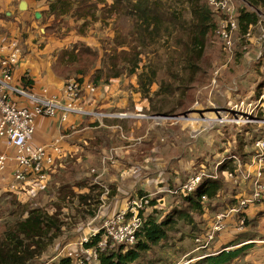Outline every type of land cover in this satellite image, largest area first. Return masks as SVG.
<instances>
[{
	"label": "rangeland",
	"instance_id": "374dc122",
	"mask_svg": "<svg viewBox=\"0 0 264 264\" xmlns=\"http://www.w3.org/2000/svg\"><path fill=\"white\" fill-rule=\"evenodd\" d=\"M48 1L50 0H42L37 11L39 12L40 8H45V5H48ZM70 1L72 3L79 2V0ZM87 1L91 3L96 0ZM133 1L131 0V2ZM164 1H166V6L171 5V7L178 8L179 14L176 16L178 22L172 27L173 34L171 36H164L160 39L156 37L154 42L149 39L150 46L144 48L140 63L141 67L143 65H151L152 68L157 70L156 82L151 86L149 96L152 97L154 105H163L161 106L162 111L157 113L150 112L149 102L139 92L135 75H127V72L124 71L119 76L115 86L117 90L124 93L122 105L119 104L116 106L119 108L109 111L110 114H118L120 113L119 111H125L127 112L126 116H138L137 118L143 122L140 125V130L134 127L135 131L130 132L129 127L124 128V124H121L120 132H114L112 144L116 145L117 149L112 153V156H114L113 164L109 163L113 159L108 153V149L104 151L105 154L103 152L96 153L99 161L100 156L104 158L108 156L110 159H105V165H103L105 175L110 178V181L105 182L103 175L99 176L101 177L99 178V183L96 180L98 184L87 183L86 186L89 185L90 196L88 203H79L77 197L70 195H67L68 197L65 200H61L57 193L58 187L53 183L39 190V193L37 191L33 194L32 190H29L33 197H29V194H26V190L23 188L18 191L17 195L4 193L0 196V237L15 219H21L25 216V214L22 215L25 212L24 208H31L34 203H41L47 211H50L48 203H51V206L54 203H58V205L60 204L63 207L59 216L63 222L59 237L46 248L40 257L33 259L27 264H57L62 258L71 259L72 264H96L94 258H92V250L85 249L84 244L80 243L83 238H89L93 231L98 230L103 220L112 217L119 211L127 210L133 201H138L142 197L139 192H150L153 193V196L162 195L163 200H160L156 207L157 210L162 209L163 213L169 212L170 209L187 211L186 205L179 196L164 192L165 189L160 192V188H157L158 184H165L167 179L183 181L192 171L202 169L206 173L211 172L212 169L214 171L217 163L226 158L225 154L222 155V150L227 149V146L223 145V141H227L228 137L224 130L226 128L220 127L225 124H222V121L219 122L217 116H223L222 111L227 110L232 105L230 103L227 104L225 100L226 89L231 88L230 85L233 87L232 82L236 85L239 83L241 87L244 86L243 88L248 90L245 94L254 90L257 81L253 76L254 72L250 71L248 73L246 66L240 63L238 57H240L239 52L245 46L244 44H250L254 48L264 40L261 33V29H264V5L253 8L244 0L243 3L246 6L241 3L242 6L250 11L257 12L260 21L249 32L248 38L251 41L242 37L239 33L238 37H235L234 54L231 60H227V57L222 52L221 44L216 35L213 33L208 34L203 56L198 62L200 70L195 74L194 82L188 88L182 90L183 88H179L182 85L180 78L185 77V74L181 69L184 52L189 45L192 34L191 17L186 5L174 4L173 0L171 2L170 0ZM105 2L107 5L112 3L111 0H105ZM100 7H103V5H98V8ZM70 13L54 17L44 12V15L41 14L39 20L34 18L33 13L25 23L26 28L22 35L28 40L27 43H31L30 47L36 49V52L41 55L39 58L45 60L43 67H39L38 73L40 77H44V67L47 65L51 66L54 75L63 81L77 79L82 75L79 74L80 72L75 73V71L86 70L83 82L88 83H91L90 79L92 80L96 69H103L102 78L111 73V71L123 69L125 64L122 62L123 55L120 53L126 51L128 46H123L122 43L126 42V45L133 43L137 31L135 21L125 14L123 10L112 15H108L106 11L98 12L95 10L94 18L88 16L85 20L78 18V14L72 16ZM260 33L262 35L258 39ZM29 35H31L30 38H28ZM74 46L82 51L79 61L77 63L66 61L61 65L58 62V56L62 50L71 51ZM236 53L238 56H236ZM25 55H27L26 52L24 53L22 50V56L24 57ZM30 58L34 59L35 63L40 64L35 55ZM233 62L235 63L232 64ZM231 64L233 68L229 67ZM113 65H115V68H113ZM54 69H56L57 74ZM261 70L264 73V67ZM176 73L178 79L174 80L171 75H176ZM241 78H244L245 84H240ZM161 81L171 84L173 87H178L180 90L172 94L166 93L158 97L154 96L153 93L157 91L158 84ZM183 91L185 92L184 97L181 96ZM133 94L137 95L133 96ZM124 101H126V105ZM235 103H239V101L235 100L233 104ZM169 110L172 113L167 115L165 112H169ZM253 114L256 115L257 119H264V108L256 106ZM173 116L176 119L170 118ZM178 117L181 118L177 119ZM207 119H216V122L209 124ZM250 124L246 125L249 126L250 130L253 129L251 127H254V129L257 127L254 123ZM143 128L148 132L146 138H153V141L157 143L154 145L152 154L142 150L146 143L139 137L141 135L139 131H142ZM246 128L248 127L237 126L241 134ZM109 131L111 132V129ZM132 133L134 134L130 135ZM158 140L159 142H157ZM252 142L247 144L246 149L249 151L252 150ZM115 159L118 160L116 161ZM127 161H133L134 164L129 165ZM84 162L88 163L90 169L92 166L97 165V163H92L88 156L84 158ZM98 170L101 173L102 167H99ZM68 172L67 177L75 178L79 169L75 168ZM96 175V173H91L90 177L94 178ZM118 175L123 176V180L125 179L126 182L115 183L113 177ZM219 177L221 179L224 178L223 175H219ZM65 181H60V184L62 185ZM241 181L243 182L233 187L224 179L223 182L228 188L224 193L206 204L203 215L188 211L191 221H180L175 230L168 232L167 238L160 245L152 247L148 253L143 254L133 264L195 263L207 255L221 251L223 246L240 233H248L251 238L262 241L263 234L259 232L264 229V212H259L262 211V208L261 206L256 208V206L264 203H257L248 210V215L243 216L245 220L247 219L248 224L245 225L244 221L242 229L239 228L241 225L237 217H233L232 220L234 222L232 225L238 224L237 231L232 228L226 234L225 232L222 233L224 236L223 238L221 237V242L216 243L217 240H215L207 248L202 249L198 248V245L202 243L198 244L195 241L196 238L204 235L215 214L232 207L234 204L231 202L232 199L237 196L248 195L252 188V183L248 180ZM23 186L25 187V185ZM28 187L26 186V188ZM116 187H120L115 193L119 197H116L113 192ZM70 191H67V194ZM104 191L107 194H104ZM45 195H54V197L50 200L51 202H48L44 199ZM18 196L21 201L26 200L27 204L20 203ZM112 197L114 198L112 199ZM30 203L32 204L30 205ZM101 205H104V208H101ZM151 211L152 209L147 207L146 213ZM91 212H94V214L91 215ZM252 242H254V248L244 255V258L241 256L231 264H258L257 260L264 256L262 248L264 243H258V240H252ZM241 245L237 244L224 250H233Z\"/></svg>",
	"mask_w": 264,
	"mask_h": 264
},
{
	"label": "trees",
	"instance_id": "16d2710c",
	"mask_svg": "<svg viewBox=\"0 0 264 264\" xmlns=\"http://www.w3.org/2000/svg\"><path fill=\"white\" fill-rule=\"evenodd\" d=\"M35 1L40 2L42 0ZM111 1L112 3L107 5L105 0H96L91 3L87 0H79V2L74 3L70 0H50L48 1V5H45V8L40 10V14L44 15V12H47L48 15L56 17L71 12L70 14L72 16L78 14V18L85 20L88 16L94 18L95 10L98 12L106 11L108 15L119 13L120 10H123L125 14L130 16L137 24L136 37L133 41L134 44L132 42L129 45H126V42L122 43L123 46H128L126 51H122V53H120L123 55L122 62L125 64V67H123V69L114 70V72L111 71V73L105 75L104 78H102L103 69H96L92 76V80L90 79V81L95 86L98 84L108 85L109 80L119 78V76L126 71L127 75H135L139 92L142 97L146 98L149 102L150 112H161V106L163 105H154L152 103V97L149 96L150 88L156 82L157 70L152 68L151 65H143L141 67V56L144 54V48L146 46H150L149 39L154 42L156 37L157 39H160L164 36H171L173 34L172 27H174V24H177L178 22L176 17L179 14L178 8L171 7V5L166 6V1L164 0H134L133 2H131V0ZM244 1L253 8H258L259 6L264 5V0ZM172 2L180 6L186 5L191 17L190 22L192 26V34L190 36L189 45L184 52L183 66L181 69V71L184 72L185 77L180 78L182 85L179 87L184 90L188 88L192 82H194V76L197 71L200 70L198 62L203 56L208 34H215L219 19H224L225 16L211 8L206 3V0H173ZM98 5H103V7L98 8ZM259 21L260 17L257 12L250 11L248 8L242 6V4L238 6V33L242 37L249 33L251 29L256 27ZM244 45L245 46L241 49V52H239L240 57H238V59L240 60V63L244 64V66H246L245 60H249V65L248 67L246 66V70L248 73L250 71L254 72L255 74L253 73V76L255 77V80H257L254 90L249 92L251 95L249 98H246V100H255L264 90V73L261 70V68L264 67V42L262 44V55L258 58L255 56V59L252 60L249 58V53L252 51L253 46L250 44ZM81 53L82 51L77 49L76 46H74L71 51H67L66 49L62 50L61 54L58 56V62L61 65L66 61H69V63H77ZM236 56H238L237 53ZM114 66L115 65H113V68H115ZM229 67L233 68L232 64ZM54 72H56V69H54ZM76 72H80L79 74L82 76L74 79V81L82 83L86 70L75 71V73ZM221 77L223 76L221 75ZM171 78L177 80V73L176 75H171ZM20 84L25 89H31L34 83L28 74L24 73L20 76ZM239 86L241 87V85ZM179 88L173 87L171 84L161 81L158 84L157 91H155L153 95L158 97L161 94H172L175 91L180 90ZM226 91L227 104H233L235 100L240 101L241 98H243L239 88L238 90H234V93L229 90ZM246 92L247 91H244V94ZM184 94L185 92L183 91L181 96L184 97ZM232 96L234 97L233 102L229 99ZM180 106L182 105L180 104ZM165 113L169 115L172 111L169 110V112ZM220 127H225L227 129L224 130L227 133L228 139L227 141H223V145H226L227 149L222 150V153L225 154L226 158H223V162H221V160L216 165L217 179L207 177L203 178L193 191H179L176 193V195L179 196L182 202L186 205L187 211L170 209L169 212L163 213L161 211L162 209L157 210L156 207L157 203L160 200H163L161 197L162 195L158 196V194L153 196V193L150 192H139V195L142 197L150 194L152 195L148 205V208H151L152 211L149 213H146V210L139 212V216L142 218V226L135 233L134 244H121L115 249L98 251L97 259L95 260L96 264H133L138 261L143 254L148 253L152 247L160 245L167 238L168 232L175 230L180 221H191L188 211L197 215H203L205 213L206 204L210 203L226 191L228 187L226 188V185L223 182L226 178L225 173L233 172L236 168V165L233 163L234 161L228 159L227 156L235 155L240 160V163L243 164L246 162L248 154L244 151L245 131L241 134L240 131H238L237 126L233 124L222 125ZM262 135L263 134H260V137H262ZM202 171L204 170L192 171L183 181H173L167 179L165 184L160 183L162 185L158 184L157 188H160V192L165 189L164 192L169 193L168 191H174L184 182L188 181L190 177ZM219 175H223L224 178L221 179ZM84 185V182H81L77 183L75 187L82 188ZM67 191H70L69 194H67ZM58 194L61 200H65L66 197H68L67 195H70L72 197H77L79 203H88L90 201L89 193L75 194L70 186H61L58 189ZM236 201L237 198L231 200L234 204ZM50 204L51 203H48L50 211H47L42 205L24 208L25 212L22 213V215L25 214V216L21 219H15L7 230H5L3 235L0 237V264H27L33 259L40 257L46 248H48L53 241L59 237L63 225L59 216L63 207L60 204L58 205V203H54L52 206ZM91 213V215L94 214V212ZM246 224H248V222L245 220V225ZM99 235L100 232L91 237L89 242L84 244V247L86 249L94 248L99 241ZM250 237L251 236L249 234L240 233L223 246L221 251L207 255L197 260L195 263L190 264H231L235 259L241 257L251 247H253L252 244H245V241L249 240ZM217 238H219V235L216 236L214 241ZM237 244L242 245L233 250H224L225 248L233 247ZM57 264H72V262L69 258H62Z\"/></svg>",
	"mask_w": 264,
	"mask_h": 264
},
{
	"label": "built area",
	"instance_id": "2783aa9c",
	"mask_svg": "<svg viewBox=\"0 0 264 264\" xmlns=\"http://www.w3.org/2000/svg\"><path fill=\"white\" fill-rule=\"evenodd\" d=\"M206 3L225 16L224 19H219L215 35L221 44L222 52L231 60L234 54L235 37H238L240 0H206ZM262 31V38H264V29ZM248 37L249 33L245 34L244 38L249 39ZM263 42L264 40L258 44L256 58L262 55ZM21 59V48L15 42L10 44L8 52L0 48V141H4L5 145L13 150L12 156L0 154V173L7 168L11 157L15 165L12 176L17 183L26 182L33 176L36 180L43 181L54 164V155L58 152V147L54 143L32 145L36 119L58 117L60 122H65L68 115L80 114L76 101L81 95L97 93V87L92 83H77L74 80L63 82L58 91H52L46 87L38 94L31 89H25L20 84V77L16 76V67ZM255 107L254 102L239 101L222 111L223 116H217L218 121H222L221 123L225 125L246 126L254 123L256 126H262L263 135L253 142L247 169L243 168L235 155L227 157L234 161L236 168L233 172H226V177L232 179L234 183L240 180L250 181L251 192L247 197L241 198L234 207L215 214L205 234L196 238L195 241L198 244L202 243L198 245V248H207L217 235L228 230L231 217H237L240 225H243L245 221L243 212L257 203H264V119H257L253 114ZM116 117L127 116L121 113ZM206 177L217 179V168L215 167L214 172H199L174 191L168 192L170 194H176L179 191L191 192ZM12 189H16L15 186H12ZM104 193L107 194L106 191ZM150 198H152L151 194L143 196L138 201H133L127 210L119 211L103 220L99 229L93 231L89 238H83L80 244L89 242L91 237L100 232L97 245L91 248L94 260L97 259L98 251L115 249L121 244L133 245L135 233L142 226L139 212L147 209Z\"/></svg>",
	"mask_w": 264,
	"mask_h": 264
},
{
	"label": "crops",
	"instance_id": "0c3cea01",
	"mask_svg": "<svg viewBox=\"0 0 264 264\" xmlns=\"http://www.w3.org/2000/svg\"><path fill=\"white\" fill-rule=\"evenodd\" d=\"M21 1H24L26 3V10L24 11L19 9V4ZM41 2L42 1L37 2L35 0H0V48H2L4 52H8L10 44L12 42H15L18 46H20L21 52L22 50L24 53L26 52L27 55H25L24 57L22 56V59L20 60L18 66L16 67V76L20 77L22 74L28 73V76L33 80L34 83L33 87L31 88V91L38 94L41 93L43 88L46 87L52 91H58L62 87L63 82H65L63 80L58 79L54 75L51 66L49 67L48 65L44 67L45 70L44 77L43 78L40 77V74L38 73L39 67L41 68L43 67V63H45V60L39 58V56L41 55H39V53L36 52V49H32L30 47L31 43H27L28 40L22 35L24 29L26 28L25 23L27 22L28 19H30V15H32L34 12L38 10V6L40 5ZM241 3L244 4L243 0H240V4ZM41 9L42 8H40V10ZM261 33L263 34L262 29H261ZM261 33L259 34L258 39H260L262 35ZM30 37L31 35L28 36V38ZM258 47L259 45H256V47L252 48V51L249 53L250 60L255 59L256 51H258L257 50ZM32 55H35V57L38 58L40 64L35 63L34 59L30 58ZM227 60L230 59L227 58ZM245 63L246 66L248 67L249 60L248 61L245 60ZM243 79L244 78H241L240 84H245L244 83L245 81H243ZM117 81L118 78L109 80L108 85H102V84L96 85L97 87L96 94L84 93L83 95H81L76 101L77 109L80 111V114L74 113L68 115L67 120L65 122H60L58 117L52 119L50 118L36 119L35 135L32 139V145L33 146L51 145L54 143L58 147V152L54 155V164L51 167L50 171L47 173L48 176L43 181L36 180L35 178H33L34 177L33 176L28 178V181L26 182L17 183L14 181L12 176L15 165L11 161V157H10L7 168L0 173V196H2V194L4 193H11L17 195L18 191L22 190L23 188L24 190H26L25 191L26 194H29V197H33L29 190H32L31 192L33 194H35L37 191L39 193L40 192L39 190L46 188V186L50 185V183L55 184V186H57L58 189L61 186L62 187L70 186L75 194H87L89 193V188H88L89 185L86 186V184L90 182L98 184L100 182L99 178H101L99 176L104 175L103 176L104 181L105 182L110 181V178L105 175L106 174L105 169L103 168V165H105V159L107 160L110 159L108 158V156H106V158L100 156V161H99L98 155L96 153L103 152L105 154L104 151L108 149V153L113 159V160L111 159L112 161H109V163L113 164L114 156H112V153L117 149L116 145L112 144L114 141L113 138L114 132L116 133L120 132L121 124H124L123 126L124 128L129 127L130 132L135 131L134 127H136V129L139 128L140 130V125L143 122L141 121V119L137 118L138 116L135 115L129 117L127 116L125 118L116 117V115L121 113L126 114L127 112L125 111H119L120 113L118 114H110L109 111L119 108L116 107L119 104L122 105V96L124 93L117 90V87L115 86L117 84L116 83ZM232 85L233 87L230 85L231 88H227L226 90L233 92L234 90H238L239 88V90L241 91V95L244 94V91H248L247 89L243 88L244 86L241 88L239 86V83L236 85L234 82H232ZM135 95L137 94H133V96ZM250 95L251 93L244 95L240 101H243L245 103L254 102L256 106H260L261 108H264V90L257 99L246 100V98H249ZM226 99L227 97L225 98V100ZM229 99L232 102L234 101L233 96ZM124 104L125 105L127 104L126 101H124ZM123 120H129V121H123ZM251 128L253 129L250 130L248 127L244 130L245 131L244 151L248 154L246 162L242 164V166H244L243 167L244 169H247V166L250 164L249 158H250V153L252 152V150L249 151L246 149L248 142L251 141L254 142V140H257L260 137V134H263L262 126L260 127L257 126L255 129L254 127ZM109 129H111V132L109 131ZM139 132L141 133L139 137H141L144 143H146V145L143 146L142 149L143 152H149L150 154H152L154 152L153 151L154 145H156L157 143L153 141V138L152 139L150 137L146 138L148 132H146L144 128L142 129V131ZM134 133L130 135H133ZM157 142H159V140ZM253 142L251 143V145H253ZM3 153H5L8 156H12L13 150L7 147L4 141H0V154ZM223 154L224 153H222V155ZM87 156L92 161V163L95 164L97 163V165L92 166L91 169L88 163L84 162V158H87ZM115 160L117 161L118 159ZM127 163L129 165L134 164L133 161L132 162L127 161ZM99 167H102L101 173L100 170H98ZM75 168L79 169V172L76 174V177L75 178L67 177V175L69 174L68 171L71 172ZM91 173H96L97 175L94 178H91L93 177V175H91L90 177ZM64 180L66 181L61 185L60 181H64ZM96 180L98 181V183ZM113 180L115 183L126 182L125 179L123 180V176L121 175L113 177ZM225 180H227L233 187L243 182L240 180L237 183H234L232 179L227 177L225 178ZM81 182H84L85 184L82 188L75 187L77 183H81ZM23 185H25V187ZM12 186H15L16 189H12ZM26 186L29 187L26 188ZM118 188L120 187H116V190L113 191L114 194L116 193ZM118 192L120 191L118 190ZM250 192L251 189L248 195L250 194ZM115 195L116 197H119L117 194ZM248 195L246 196L243 195L241 197L237 196L236 204H233L232 207L237 205L241 198H245ZM53 197L54 195L53 196L45 195L44 199L50 202V200H52ZM114 197H112V199ZM18 200L22 204H27V201L26 200L21 201L19 196H18ZM31 204L32 203H30V205ZM36 205H42V204L34 203L31 205V207L33 206L35 207ZM254 206L248 207L246 211L243 212V215L247 216L248 210H250ZM260 206L262 208V211L259 212H264V204H259L256 206V208H259ZM101 208H104V205H101ZM233 217L229 219L228 230L232 228H234L235 230L237 229V225H238L237 223H236L237 225H232V223L234 222L232 220ZM243 226L244 225H241L239 228L242 229ZM228 230L225 231V234L227 233ZM259 233L263 234L262 241L259 239H253L251 237H250L251 240L249 239L245 241V244H252L253 247H251L244 255H246L252 248H254L255 245L254 242H252V240L253 241L258 240V243L261 242L264 243V229H262V231ZM221 235L219 237L223 238L224 235L223 234ZM222 238L219 240L216 239L217 240L216 243L221 242L220 240H222ZM262 248L264 250V244ZM244 255H242V257ZM257 261L258 264H262L264 262V256L263 258H259Z\"/></svg>",
	"mask_w": 264,
	"mask_h": 264
},
{
	"label": "water",
	"instance_id": "95a60500",
	"mask_svg": "<svg viewBox=\"0 0 264 264\" xmlns=\"http://www.w3.org/2000/svg\"><path fill=\"white\" fill-rule=\"evenodd\" d=\"M19 9L20 10H22V11H24V10H26V3L24 2V1H21L20 2V4H19ZM34 18L36 19V20H39L40 18H41V14H40V12H38V11H36V12H34ZM183 117H184V115H182ZM182 117V118H183ZM164 118H169V117H164ZM170 118H173V119H176V117H170ZM181 117H178L177 119H180Z\"/></svg>",
	"mask_w": 264,
	"mask_h": 264
},
{
	"label": "bare ground",
	"instance_id": "6f19581e",
	"mask_svg": "<svg viewBox=\"0 0 264 264\" xmlns=\"http://www.w3.org/2000/svg\"><path fill=\"white\" fill-rule=\"evenodd\" d=\"M207 122L210 124V123L216 122V119H207Z\"/></svg>",
	"mask_w": 264,
	"mask_h": 264
}]
</instances>
